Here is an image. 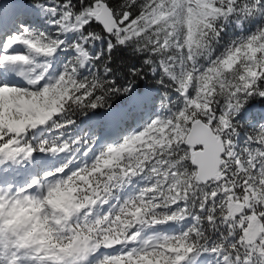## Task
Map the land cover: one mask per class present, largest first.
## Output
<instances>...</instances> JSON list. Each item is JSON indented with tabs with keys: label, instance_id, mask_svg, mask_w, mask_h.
<instances>
[{
	"label": "snow or ice",
	"instance_id": "snow-or-ice-1",
	"mask_svg": "<svg viewBox=\"0 0 264 264\" xmlns=\"http://www.w3.org/2000/svg\"><path fill=\"white\" fill-rule=\"evenodd\" d=\"M0 264H264V0H0Z\"/></svg>",
	"mask_w": 264,
	"mask_h": 264
},
{
	"label": "trees",
	"instance_id": "trees-1",
	"mask_svg": "<svg viewBox=\"0 0 264 264\" xmlns=\"http://www.w3.org/2000/svg\"><path fill=\"white\" fill-rule=\"evenodd\" d=\"M232 35L233 33L231 31V26H229L228 37ZM107 57L108 54L105 51V55L101 57V62L99 63H102L107 59ZM147 58V54L136 53L130 47L117 46V48L113 49L111 53V59L108 60V67L112 69V72L108 74L107 78L115 79L118 83H123L131 78L130 73L132 69H141L143 72V77L136 79L134 84V93L143 91L148 88L153 89L156 92V95L153 98L154 100H157L158 95H163L165 91L169 90L165 89L163 85L157 83L159 74L154 75L151 71L152 66L144 64V60H146ZM100 73L103 74V67H100ZM127 99L128 96H119L113 100V106L119 108V106L123 105ZM256 104L262 107L261 102L257 101ZM149 107L150 104L146 107L148 111ZM105 111L110 110L97 109L93 113H88L87 115L81 116L78 122L81 123L85 116H90L91 114L96 113H103ZM256 112H259V110H256Z\"/></svg>",
	"mask_w": 264,
	"mask_h": 264
},
{
	"label": "rangeland",
	"instance_id": "rangeland-1",
	"mask_svg": "<svg viewBox=\"0 0 264 264\" xmlns=\"http://www.w3.org/2000/svg\"><path fill=\"white\" fill-rule=\"evenodd\" d=\"M5 20L7 21H9V28L12 26V21H11V19L10 18H5ZM6 26L8 25V24H5ZM95 47V49H96V51L97 52H100V51H104L105 50V48L107 47V44H106V41H97L96 42V45L94 46ZM18 50H20V51H24V49H22V47L21 48H18ZM151 94L152 95V97H154L155 95H156V92L153 90V89H145V90H143V91H140V92H135V94H138V95H142V94ZM163 98V95H158V98H157V100H154V103H152V104H150V107H149V111L145 108V110H144V112L142 113V115L144 116V117H147L148 115H150L151 114V112L152 111H154V110H157V109H159V107H160V100ZM130 102V98L128 97V99L126 100V102L123 104V105H121V106H119V108L120 107H127L128 106V103ZM131 103V102H130ZM260 108L257 106V105H255V108H254V111H256V110H259ZM105 112H103V113H96V114H91L90 116H85L84 118H83V120H82V122L81 123H79L78 122V124L80 125V128L79 129H77V132L79 133V134H83L84 132H86V131H88V129L91 127V126H93L94 125V123L96 122V121H99V120H102V118H103V114H104ZM101 117V118H100ZM63 155V154H62ZM60 161H58V160H53L52 161V163H53V165H55V164H58ZM38 174H40V173H38Z\"/></svg>",
	"mask_w": 264,
	"mask_h": 264
},
{
	"label": "bare ground",
	"instance_id": "bare-ground-1",
	"mask_svg": "<svg viewBox=\"0 0 264 264\" xmlns=\"http://www.w3.org/2000/svg\"><path fill=\"white\" fill-rule=\"evenodd\" d=\"M4 24H8L7 26L9 27V21L7 20H4ZM19 48H21V47H19ZM23 49V48H22ZM17 80L19 81V80H23V77H17ZM130 102H131V100H130ZM130 102L128 103V105L130 104ZM255 105H257V104H255ZM259 107V106H258ZM260 109H259V111L261 110V108L262 107H259ZM101 118V117H100ZM56 161V160H55ZM19 177L21 178V179H23L24 177H26L27 175H28V173L26 172V171H24L23 169H21V171L19 172Z\"/></svg>",
	"mask_w": 264,
	"mask_h": 264
}]
</instances>
